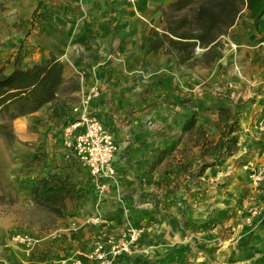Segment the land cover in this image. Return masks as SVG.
Wrapping results in <instances>:
<instances>
[{
    "label": "crops",
    "instance_id": "crops-1",
    "mask_svg": "<svg viewBox=\"0 0 264 264\" xmlns=\"http://www.w3.org/2000/svg\"><path fill=\"white\" fill-rule=\"evenodd\" d=\"M93 1L96 0H77L74 4L76 10L65 16L66 21L58 18V22H48L44 31L26 34L29 17L39 0H0L1 72L26 69L51 56L63 66V83L56 100L15 118L25 119L26 123L34 121L29 127L25 126L26 131L21 130L20 138L26 142L39 139V144H43L42 138H46L49 146L44 149L54 151L36 160L35 168L47 169L48 166L58 178L86 191L78 201L67 200L64 217L56 219L51 228L38 235L37 252L28 251L24 246L9 247L11 264H58L84 254L95 238L116 237L127 228H140L144 224L148 227L132 251L122 254L115 264L142 263V251L146 250L143 240L149 241V247H146L153 249L155 258L163 257V264H175L178 257L172 250L177 248L181 251L177 264H194L192 262L200 260L196 263L219 264L217 253L222 254V264L224 260L225 264H251L254 258L264 255V214L244 226L246 230L240 244L226 248L216 242L219 224L215 225L214 218L227 215L233 207L222 208L219 215L213 214L212 208L210 211L187 210L184 197L189 195L182 189L169 194L160 191L164 180H169V188H172L178 178H184L183 182L186 181L188 186L193 180L190 176L201 160L202 139L215 143L219 137L220 131L209 132L207 126L211 128L214 124L207 125L209 118L204 111L207 107L224 105V100L214 92H207L208 86L211 89L209 81L226 77L231 84L227 106L239 105L251 95V91L247 93L250 85L258 82L259 65L255 64L254 79H249V84L241 72H225L219 54L211 67L195 65L187 69L177 65L173 55L163 51L151 54L148 43L143 44L148 25L153 23L156 29L163 26L161 9L171 0H124V5L119 2L121 0H108L117 9L111 11L109 8L104 11L106 14H103L105 0H100L101 12L96 19L95 11H92ZM245 18L252 21L246 12ZM59 21L64 22L58 25ZM65 24L72 29L62 40L60 27ZM114 26L115 31H112ZM134 27L135 33L132 34L130 29ZM259 32H264V22ZM231 40L242 52L255 48L252 41ZM235 59L233 56L226 61L238 65ZM239 67H243L246 74L245 66ZM92 91H96V95L89 100L87 112L97 116L119 143L113 161L116 175L104 181L94 179L86 169L84 172L74 161L72 147L65 142L71 141L81 129L77 127L73 134L65 130L71 122H78L82 115L73 112L72 107L80 106L84 94ZM253 107L254 103H251L240 113L237 151L226 152L193 182H199L201 186L214 184L212 192L226 204L233 196L243 204L246 199L255 197L261 206L257 205L264 209V191L256 192L253 185L248 190L247 172L238 166L241 162H248L256 167L264 161V129H256V123L264 116ZM192 115L195 117L194 126L181 133L184 121ZM149 120L151 125L147 124ZM213 121H219V117ZM32 127L37 128L35 135L27 132ZM199 132L201 141H198ZM171 141L177 144L169 149L159 164H155L157 152L164 148L163 145L170 147L167 143ZM187 142L192 144L185 146L190 149L177 151ZM44 149L37 145L35 152L43 153ZM186 156L193 159L191 167L188 170L176 167L177 160ZM229 162H233L232 167L224 172V164ZM103 182L104 187H100ZM23 197L28 200L29 194L25 192ZM190 197L197 199L198 195L195 193ZM158 200L168 202L170 213L161 212L162 203ZM211 207H214L213 202ZM208 217L213 218L206 219ZM205 220L206 226H201ZM225 241L231 243L230 239ZM190 248L191 252L196 251L191 253ZM147 262L154 264L155 259Z\"/></svg>",
    "mask_w": 264,
    "mask_h": 264
},
{
    "label": "rangeland",
    "instance_id": "rangeland-1",
    "mask_svg": "<svg viewBox=\"0 0 264 264\" xmlns=\"http://www.w3.org/2000/svg\"><path fill=\"white\" fill-rule=\"evenodd\" d=\"M75 2L77 0H39L37 8H35L30 15L29 25L26 26V34H30L32 31L34 32H41L46 29V26L48 25V22H58V18H64L67 15L73 14L75 9ZM101 1L96 0L92 2L93 12L95 13L94 18L96 19V16L100 14V8H101ZM121 4L124 5V0L122 3V0L119 1ZM91 6V5H89ZM41 8V10H39ZM110 8L111 11L117 9L116 6L109 2L108 0L103 1V14H106L104 11H108ZM125 10V9H124ZM66 21V20H65ZM64 22V21H62ZM59 21L57 23L58 25L62 23ZM151 25H148V33L146 34V39L143 42L145 44L148 43L147 39L150 36V34L153 31H161L163 26L159 29H156L154 27V24L151 23ZM163 25V24H162ZM65 26L64 30L63 27ZM64 26L60 27V36L63 40L64 37H66L67 32H69L72 29V26L67 27L66 24ZM15 27V26H13ZM115 27L112 31H115ZM132 34L135 33V27L131 28ZM131 34V35H132ZM127 35V34H126ZM145 37V35H144ZM232 39H241L244 41H252L253 46H255L254 50H249L242 52L241 48L235 47L232 43ZM229 39V40H228ZM61 40V39H60ZM243 41V42H244ZM149 46V45H148ZM19 47H22L20 45ZM244 47V46H242ZM136 47H133V49ZM235 48V49H234ZM215 50L218 52L217 55L222 56L221 65L223 66L225 72H231L232 70H235L236 72H241L247 79L245 81L244 78H241L242 81L248 82L249 79H254L255 71H253L255 64L259 65V72L257 73L258 82L253 83L250 85V90H247V93L251 91V95H247L245 98V101H243L242 104L234 105V106H227V96L229 94V87L231 84L225 80V78H216L211 79L210 82V88L208 86L207 92H214V95L221 97L222 100H224V107L230 108V110L233 112H242L243 107H248L251 103H254V110H260L264 116V32L260 33L259 30L255 31L253 28V23L250 20H247L245 18V11H243L240 15V17L237 19L236 24H234V27L230 29L225 35H222L215 47ZM165 52V50L162 48L158 52ZM149 52L152 54V52L149 50ZM157 52V53H158ZM200 49L196 48L195 53H199ZM166 53V52H165ZM235 57L237 64H234L233 62L228 63L230 61V57ZM252 57V60H250ZM50 58H56L55 56H51ZM46 59V60H48ZM228 59V62L226 61ZM45 61V60H41ZM175 62L177 64V59L175 57ZM215 63V61L213 62ZM178 65V64H177ZM185 66L187 69L193 68L195 65L199 64H192V63H186L181 64ZM213 65V64H212ZM211 65V66H212ZM245 66L246 74L243 73V67L239 66ZM209 66V67H211ZM1 71V69H0ZM262 75V77H261ZM250 82H248L249 84ZM240 106V107H239ZM242 106V108H241ZM218 107H207L206 109L208 112H206V109L204 111L205 114H207V117L209 118V121H207V125L209 123H213L214 125L210 128L207 126L209 132H216L221 131L222 129V123L220 121H213L216 118L219 117ZM259 107V108H258ZM211 110V111H210ZM194 116V115H192ZM239 122H240V116H239ZM34 123V121H31L29 123L25 122V119H13L9 120L6 117H2L0 119V124H4L6 127L3 129L5 133H0V259H3L6 261L7 264H11L10 255L8 254V248L12 246H24L25 249L32 252H37V244L39 240V236L43 230H47L48 228H51L52 224L55 222L54 217L48 210L38 206L35 204V202L32 199V196L30 194V186L34 184V182L42 177V172L51 171V169L48 168H35V161L41 160L43 157V154L52 153L54 150L50 149H44L49 146L48 141L46 138H42L43 144H39V139H32V141H23L20 138V132L26 131L27 127L30 126V124ZM36 124V123H35ZM257 124V123H256ZM38 125H40L38 123ZM29 129V128H28ZM257 129V128H256ZM35 130H37L36 127H32L27 131L28 133H33L35 135ZM259 130V129H257ZM37 133H41V131H38ZM237 134V132H236ZM201 136V135H200ZM200 136H198V140H200ZM202 137V136H201ZM238 137V135H237ZM188 141V140H187ZM201 141V140H200ZM209 141V140H208ZM238 142V139H237ZM169 146H175L177 142L171 141L168 142ZM37 145L46 151L43 150V153H36L35 149ZM192 145L191 142L184 143L182 145L183 147H178L177 151H186V149H190V146ZM164 148H168L165 145H163ZM173 148V147H172ZM181 148V149H180ZM238 145L236 144V147L232 149V152L237 151ZM226 155V154H224ZM223 155V156H224ZM188 156V155H187ZM184 157L183 160H177V163H175V166L179 169L188 170L191 167L190 161H193V159H187L188 157ZM75 163L78 165H81L85 172V167L75 158ZM202 160L199 161L198 166ZM215 163V162H214ZM228 164H233V162H229L227 164H224V167H226ZM242 162L238 165L240 166ZM34 166V167H33ZM170 168V167H169ZM173 168V167H171ZM198 167L194 168L195 172ZM171 170V169H170ZM224 172H226L228 169L224 168ZM41 171V172H40ZM174 171V168L172 169ZM195 172L192 173L190 176V180H195L196 176ZM54 173V172H52ZM44 174V175H45ZM202 175V174H201ZM164 180V179H163ZM175 180V179H173ZM184 178H178L175 181L174 186L172 188H169V180L160 179V181L163 182V187L160 193H162L165 190V193H175L179 192L182 189V192L185 194H188L186 198L184 197L186 206L185 209H199V210H208L212 208L213 214L219 215L222 208H230L227 211V215H224L227 217L225 220L224 216L221 218L215 217L216 223L215 225H218V231L216 235V242L221 245H226L227 247H230L232 245H238L240 244V239L244 236V231L246 223L242 219V214L246 211V208L248 205H260L257 202V199L255 197H251L246 199L243 204L242 200H237L236 197H232L230 201L225 203V201H222L220 197L215 196V192H212L214 190V184L208 183V184H199V182H196L193 180L188 182L184 181ZM249 180V178H248ZM250 181V180H249ZM193 182V184H192ZM251 183L247 185L248 190H250ZM214 186V187H213ZM254 189H256V192L264 191V182L258 186H254ZM246 190V191H248ZM27 192L29 194V199L24 200L23 194ZM86 191H83L85 193ZM197 194L198 198H192L190 196H193V194ZM158 194V193H157ZM191 194V195H190ZM164 194H162L163 197ZM166 195V194H165ZM208 196V197H207ZM221 196V195H220ZM189 198V199H188ZM161 201V200H158ZM214 203V207H211V203ZM158 203V202H157ZM162 206L159 207L161 209V212L164 214H168L169 212V206H167L168 202H162ZM223 204H226L225 207H222ZM261 206V205H260ZM164 212H163V211ZM216 211V212H215ZM210 213V212H209ZM213 218V217H212ZM211 217H208L206 219H212ZM54 219V220H53ZM224 220V221H223ZM218 223V224H217ZM230 224L229 226L227 224ZM206 220L202 222L201 226H206ZM227 225V226H226ZM141 227V226H140ZM147 224L142 225V228H147ZM28 234L30 238L33 240V245H23L21 243L15 242L12 240V236L14 234ZM147 238V235H145ZM207 239H211L210 237H206ZM145 239V238H144ZM231 240V243H226L225 240ZM226 243V244H224ZM144 248L146 250L143 252V260H140L139 264H149L147 260H153L155 259L154 264H163V257L159 255V257L153 256V249L148 248L149 247V241L143 240ZM148 245V247H146ZM152 248V247H151ZM173 253H175V257H178L174 260V263L177 264L179 261V255L181 253L180 249H173ZM189 252L192 251L190 248L188 250ZM196 251L195 249L193 250ZM213 253H216V250L213 251ZM142 254V253H141ZM221 253H217V259L216 261L219 264H222V258ZM220 260V261H219ZM131 263H133V260H130ZM201 261V260H200ZM200 261H194L192 263L197 264L196 262ZM251 264H264V255L262 254L261 257H256L251 261ZM225 260L223 261V264H225ZM45 264H52V263H45Z\"/></svg>",
    "mask_w": 264,
    "mask_h": 264
},
{
    "label": "trees",
    "instance_id": "trees-1",
    "mask_svg": "<svg viewBox=\"0 0 264 264\" xmlns=\"http://www.w3.org/2000/svg\"><path fill=\"white\" fill-rule=\"evenodd\" d=\"M243 11L258 31L264 22V0H171L161 9L162 30L153 31L147 39L149 50L157 53L163 48L176 57L178 65L192 63L209 67L217 57L215 47L220 37L228 32ZM196 48L200 49L197 54ZM62 70V63L50 58L26 69L14 68L9 73L0 71V119L13 120L55 101L63 83ZM218 112L222 129L215 143L202 139V161L195 175H201L236 147L240 112L232 113L224 106H220ZM194 124V116L187 118L181 133L189 131ZM5 127L0 124V133H5ZM169 149L171 146L157 152L155 164L163 160ZM30 194L35 204L48 210L55 220L64 217L67 200L78 201L85 195L50 171L30 186Z\"/></svg>",
    "mask_w": 264,
    "mask_h": 264
},
{
    "label": "built area",
    "instance_id": "built-area-1",
    "mask_svg": "<svg viewBox=\"0 0 264 264\" xmlns=\"http://www.w3.org/2000/svg\"><path fill=\"white\" fill-rule=\"evenodd\" d=\"M96 95V91L84 94L80 106H73V112H81L78 122H71L65 130L73 134L77 127H81L74 138L66 144L73 149L74 157L85 167L86 171L96 180L104 181L112 179L116 175L113 165L114 156L119 149V143L115 140L112 133L106 128L103 122L95 115L87 112L89 100ZM147 124L151 125L149 120ZM256 128L264 129V119L256 124ZM247 172L251 185L258 186L264 182V161L254 167L246 162L240 165ZM232 164L225 168L230 169ZM104 187V182L99 184ZM264 209L258 205H248L246 211L242 214L246 224H250L254 218L261 217ZM144 233V228H127L116 237L107 239L95 238L91 241L84 254L70 260L60 261L58 264H115L117 258L122 254L132 251L133 246L139 241ZM12 240L23 245H33V240L28 234H14ZM0 264H7L5 260L0 259Z\"/></svg>",
    "mask_w": 264,
    "mask_h": 264
}]
</instances>
